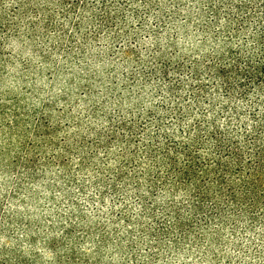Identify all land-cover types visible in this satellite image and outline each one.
Listing matches in <instances>:
<instances>
[{
    "label": "rangeland",
    "instance_id": "374dc122",
    "mask_svg": "<svg viewBox=\"0 0 264 264\" xmlns=\"http://www.w3.org/2000/svg\"><path fill=\"white\" fill-rule=\"evenodd\" d=\"M263 29L264 0H0V264H264V203L228 202L241 167L198 194L186 169L216 159L176 157L198 123L264 126L210 68Z\"/></svg>",
    "mask_w": 264,
    "mask_h": 264
},
{
    "label": "trees",
    "instance_id": "16d2710c",
    "mask_svg": "<svg viewBox=\"0 0 264 264\" xmlns=\"http://www.w3.org/2000/svg\"><path fill=\"white\" fill-rule=\"evenodd\" d=\"M225 1L222 0V4ZM251 41L253 48L248 52H243L244 54L242 51L234 53L227 50L217 54V50L214 49L215 60L213 62L215 64L210 68H214L217 78L221 82L220 86L225 92L224 95L229 99L234 98L237 93L241 97H246L252 91L260 92L259 95L264 96V29L256 34L253 33ZM195 69L197 70V67ZM253 117L255 122L251 127V132L255 137L250 144L238 145L231 139L223 137L216 129L210 130L209 127L201 123L193 128V132L186 133L185 140L178 144L176 157L180 154L187 155L193 152L198 154L200 149H205L208 156L216 160H212L209 168L197 174L186 169L187 179L183 181L184 186H191L193 190H197L198 194L203 193L200 190L199 178L204 179L203 173L205 172L207 176L206 192L220 193L224 187V177L221 171H223L222 166L225 161L229 165L237 164L242 169V175L235 183L228 199L229 204L241 209L244 206L243 201L246 199L249 204L264 203V126L258 127L260 117L257 113H253ZM160 144L162 146L158 148L163 151L168 153L171 150V147H166L165 143L161 142ZM247 149L250 157L246 160L243 151ZM167 155L165 158H168ZM195 200L196 202L191 205L193 213L191 215L194 217L206 211L204 200L202 198H195ZM217 210L218 214L222 212L219 207ZM178 216L179 213L174 215L175 225L179 222Z\"/></svg>",
    "mask_w": 264,
    "mask_h": 264
}]
</instances>
